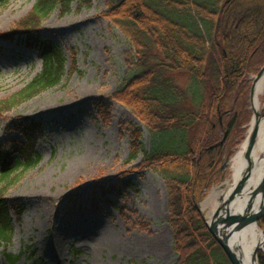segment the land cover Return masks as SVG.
Segmentation results:
<instances>
[{
  "label": "rangeland",
  "instance_id": "374dc122",
  "mask_svg": "<svg viewBox=\"0 0 264 264\" xmlns=\"http://www.w3.org/2000/svg\"><path fill=\"white\" fill-rule=\"evenodd\" d=\"M35 0H0V33L23 18ZM106 0L71 5L70 12H52L39 26L41 38L56 44L65 57L66 75L60 85L23 101L0 117V143L17 139L9 124L17 116L33 117L42 132L33 143L35 161L16 172L13 180L0 179L8 204L19 202L21 216L11 214V239L0 246V264H174L176 254L168 223L167 191L156 171L136 169L142 156L126 163L130 143L127 128L138 125L146 149L151 136L145 126L112 93L137 72L130 46L103 12ZM74 57L75 63H72ZM41 69L40 52L16 35L0 37V100L22 89ZM180 86L189 76L174 73ZM251 78V77H250ZM101 102V109L94 104ZM264 116V85L258 95ZM251 110V106H250ZM252 111V110H251ZM109 114L105 123L100 113ZM253 117V115H252ZM243 140L226 143L220 178L197 202L206 218L214 208L205 204L212 190L228 180L232 158ZM137 189L122 188L104 196L110 185L124 178ZM98 207H92L93 200ZM215 203V202H214ZM264 231V218L257 222ZM21 254L15 263L5 258Z\"/></svg>",
  "mask_w": 264,
  "mask_h": 264
},
{
  "label": "trees",
  "instance_id": "16d2710c",
  "mask_svg": "<svg viewBox=\"0 0 264 264\" xmlns=\"http://www.w3.org/2000/svg\"><path fill=\"white\" fill-rule=\"evenodd\" d=\"M90 1L35 0L23 18L7 33H0L8 40L20 36L41 57L40 71L22 89L0 100V116L60 85L66 75L64 54L41 38L39 26L54 11L63 15L70 12L73 2L81 7ZM103 15L129 43L126 61L138 69L111 97L151 136L146 149L142 129L138 125L127 128L126 163L141 155L136 169L150 168L165 181L174 264H230L196 202L220 178L226 143L233 140L239 145L252 118L250 87L264 66V0H106ZM174 73H186L188 84H177ZM94 105L101 109V102ZM100 116L109 122V114L101 112ZM42 126L33 117L11 119L9 128L19 138L0 143V179L13 180L16 172L33 164V143ZM123 187L137 189L127 177L121 187L110 185L103 197L120 195ZM98 201H92L93 208ZM22 211L19 202L9 205L0 190V246L11 239V214L18 219ZM4 255L12 263L21 257ZM257 258L258 264H264L263 252Z\"/></svg>",
  "mask_w": 264,
  "mask_h": 264
},
{
  "label": "water",
  "instance_id": "95a60500",
  "mask_svg": "<svg viewBox=\"0 0 264 264\" xmlns=\"http://www.w3.org/2000/svg\"><path fill=\"white\" fill-rule=\"evenodd\" d=\"M261 80L264 82V66L253 78L251 84L249 101L252 110L255 85ZM259 117L260 114L253 110L252 120H258ZM256 133L257 126H254L247 140L245 157L249 156L255 142ZM226 162L222 168L226 165ZM248 180V174L243 175L228 191V194L226 193V196L223 194L218 199V204L212 213L210 221L205 220L209 232L227 256L230 264H243L241 256L233 249V236L240 233L249 224H257L261 218H264V174L254 186L249 184ZM245 197L246 200L241 209L230 212V205ZM258 252L259 249H255L251 257L252 262L255 264H258ZM260 252L264 253L262 250Z\"/></svg>",
  "mask_w": 264,
  "mask_h": 264
},
{
  "label": "bare ground",
  "instance_id": "6f19581e",
  "mask_svg": "<svg viewBox=\"0 0 264 264\" xmlns=\"http://www.w3.org/2000/svg\"><path fill=\"white\" fill-rule=\"evenodd\" d=\"M263 84L264 82L262 80L256 83L252 103L253 110L259 113L260 117L258 120H252L245 141L232 158V173L230 178L222 184V188L224 190L222 191V189L220 190L218 187L214 188L205 204L213 202L215 207L218 204V197L222 194L226 196V193L228 194V191L243 175L248 174L249 184L254 186L260 181L264 174V116H261V108L258 102V95L262 90ZM254 126H257L255 142L249 156L245 157L247 140ZM245 200L246 197L234 204H231L230 212L241 209ZM213 210L214 208L208 212L206 217L207 221H210ZM232 243L233 249L241 256L243 264H255L251 260L252 253L255 249L264 251V232L259 229L257 224H249L240 233L233 236Z\"/></svg>",
  "mask_w": 264,
  "mask_h": 264
}]
</instances>
